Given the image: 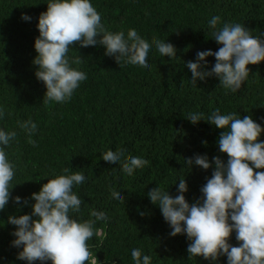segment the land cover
I'll list each match as a JSON object with an SVG mask.
<instances>
[{"label":"trees","instance_id":"obj_1","mask_svg":"<svg viewBox=\"0 0 264 264\" xmlns=\"http://www.w3.org/2000/svg\"><path fill=\"white\" fill-rule=\"evenodd\" d=\"M46 2L0 0V107L5 110L0 128L17 132L7 148L15 165L11 196L29 198L65 168L83 171L87 180L74 190L85 204L76 217L87 220L95 208L110 218L107 223L97 222L101 235L91 241L100 264H133V248L150 255L153 264H211L202 257L189 259L190 241L185 235H169L168 224L147 193L159 184L175 196L178 185L172 184L185 176L189 186L185 196L194 203L214 165L208 170L194 165L189 170L184 160L196 154H207L210 160L213 156L228 159L217 143L223 130L206 121L193 125L186 119L190 112L207 115L218 108L222 114L251 116L264 127V61L249 65L248 81L237 93L227 94L215 77L193 87L191 72L184 66L195 60L197 51L220 47L207 26L214 15L246 26L254 36L264 33V0H91L106 30L127 33L132 28L149 42L168 40L177 48V59L154 51L150 69L119 66L104 55L103 47L74 42L68 56L82 61L72 66L88 78L63 104L43 103L46 88L36 79L37 66L32 63L37 55L36 25L47 10ZM22 13L31 21H23ZM208 61L210 70L215 58ZM29 118L38 125L31 137L17 126L18 120ZM260 140L264 141V134ZM109 149L127 152L129 158L142 157L148 164L127 176L121 165L101 159V153ZM111 188L124 194L125 200L110 198ZM33 203L17 205L10 200L0 211V264H26L16 259L22 249L11 245L15 226L7 220L10 215L30 214ZM229 242L240 243L235 233ZM218 264H227V258L221 257Z\"/></svg>","mask_w":264,"mask_h":264},{"label":"clouds","instance_id":"obj_2","mask_svg":"<svg viewBox=\"0 0 264 264\" xmlns=\"http://www.w3.org/2000/svg\"><path fill=\"white\" fill-rule=\"evenodd\" d=\"M46 3L47 10L39 15L36 25L39 31L34 42L37 55L32 61L37 66L36 79L46 88L43 103L68 102L87 80L84 71L72 66L82 61L70 60L68 56L74 42L81 47H103L104 55L114 58L119 66L150 69L154 51L160 57L177 59V48L168 40L157 38L149 42L132 28L127 33L106 30L91 0H47ZM21 19L31 21L26 13L21 14ZM207 26L212 40L220 47L216 51H197L194 61L184 62L191 72L190 83L196 87L198 81L206 82L215 77L226 94L237 93L249 79L248 66L264 61V33L254 36L246 26L223 21L218 15L212 16ZM209 57L215 58L210 70ZM4 115L5 110L0 107V120ZM186 119L193 125L206 121L223 130L217 143L219 151L227 154L228 159L213 156L210 160L207 154H196L184 160L189 170L194 165L203 170L214 165L196 202L190 204L186 199L189 186L185 176L173 182L172 185H178L175 196L158 184L147 193L150 202L159 207L171 237L185 235L190 241L189 259L202 257L211 264H218L221 257H226L227 264H264V171H257L264 169V141L260 140L264 127L251 116L222 114L218 108L207 115L190 112ZM17 126L29 137L38 130L31 118L18 120ZM16 137V131L0 128V211L10 200L25 206L29 200L35 201L30 214L10 215L7 220L15 226L11 245L22 249L16 259L26 264L36 261L40 264L48 261L51 264H100L91 251V241L101 235L100 229L95 227L97 222L107 223L110 218L95 208L87 220L76 217L85 203L74 189L86 182L85 173L65 168L63 174L49 178L39 192L29 198L12 197L15 165L8 158L7 148ZM29 142L35 145L31 139ZM101 159L121 165L127 176L148 164L142 157L129 158L128 153L120 149L102 152ZM110 191V198L117 202L125 200L124 194L115 188ZM140 215L145 213L140 212ZM233 233L239 246L229 242ZM130 255L133 264H153L152 257L140 248L131 249Z\"/></svg>","mask_w":264,"mask_h":264}]
</instances>
